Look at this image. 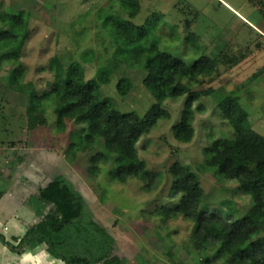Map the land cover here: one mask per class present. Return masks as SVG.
I'll return each mask as SVG.
<instances>
[{
	"label": "rangeland",
	"instance_id": "rangeland-1",
	"mask_svg": "<svg viewBox=\"0 0 264 264\" xmlns=\"http://www.w3.org/2000/svg\"><path fill=\"white\" fill-rule=\"evenodd\" d=\"M17 1L0 0V12L25 10L32 16L20 57L25 92L6 89L11 68H0V144L8 149L0 155V161L6 158V168L0 171V224L10 227L8 232L2 230L4 236L12 241L17 220L22 229L34 219L31 206H36L35 192L60 173L84 197L94 221L114 238V253L123 264H200L202 254L193 248L194 223L182 215L163 221L151 213L170 201L168 170L173 162L201 167L202 149L212 139L232 136L216 101L202 94L193 103L195 136L188 144L176 141L172 131L180 121L187 96L165 101L162 108L169 116L158 120L136 144L147 168L161 175L158 187L146 192L138 179L121 183L113 177L117 153L100 138L93 143L92 153L98 152L102 158L97 173H89L90 154L68 148L73 127L61 134L54 111L47 110L45 123L29 127L27 84L40 95L53 85L64 87L73 62L83 65L87 80L111 64L115 74L103 87L104 95L113 98L121 111L143 115L154 100L142 85L141 69L124 63L118 46L103 30L105 17L110 14L145 25L148 36L140 47L155 46L188 65L202 55L216 56V71L201 77L194 91H237L253 129L264 134V0H137L135 18L123 9L121 0ZM122 76L133 83L124 98L116 90ZM199 106H203L202 111H197ZM214 171L209 169L201 175L205 191L201 207H220L230 197L231 187L236 186L235 181L225 185L224 180L213 176ZM234 207L244 214L249 204L236 200ZM2 249V253L8 251ZM2 259L5 264H63L40 248L27 257Z\"/></svg>",
	"mask_w": 264,
	"mask_h": 264
},
{
	"label": "trees",
	"instance_id": "trees-1",
	"mask_svg": "<svg viewBox=\"0 0 264 264\" xmlns=\"http://www.w3.org/2000/svg\"><path fill=\"white\" fill-rule=\"evenodd\" d=\"M121 3L130 17L135 18L138 1L121 0ZM31 18V12L25 10L0 14V52L3 53L0 68L3 65L11 68L7 86L17 92H25L26 87L20 57L29 36ZM105 20L103 30L118 46L124 63L143 72L142 85L154 100L151 107L143 115L121 111L117 102L103 92V87L112 82L115 67L111 64L101 67L94 78L87 80L83 65L73 62L71 77L64 87L53 85L39 95L32 84H27L30 88L27 92L29 127L45 123L47 110L54 111L61 134L69 126L73 127L68 148L72 147L74 153L90 154L89 173H97V163L102 158V154L92 153L93 143L100 138L117 153L113 177L121 183L138 179L143 183L142 190L151 192L158 187L161 175L147 168L136 144L158 120L169 116L162 108L165 101L184 96L187 97L180 121L172 131L179 143L192 142L195 136L193 103L202 94L212 97L232 136L212 139L202 149L201 167L173 162L168 170L170 201L159 205L151 214L163 221L182 215L194 223L193 248L202 254L200 264H264V235H261L264 228V136L253 129L248 113L239 103L237 91L227 92L223 88L194 91L201 77L216 71L218 58L202 55L188 65L155 46L140 47L148 36L145 25L138 26L110 14ZM132 88V81L125 76L116 85L122 98ZM202 109L203 106H199L197 111ZM209 169H214L213 176L224 180L225 185L228 186L229 181L236 183L231 187L230 197L220 207H201L205 196L201 175L209 173ZM34 197L36 206H31L34 219L24 223L20 235L12 241L7 240L0 228L2 246L19 256L40 248L63 264H123V259L114 253V238L94 221L84 197L63 175L59 173L39 187ZM236 200L249 204L244 214L235 209Z\"/></svg>",
	"mask_w": 264,
	"mask_h": 264
},
{
	"label": "crops",
	"instance_id": "crops-1",
	"mask_svg": "<svg viewBox=\"0 0 264 264\" xmlns=\"http://www.w3.org/2000/svg\"><path fill=\"white\" fill-rule=\"evenodd\" d=\"M24 0H22V1H20V0H18L17 1V3L19 4L20 2L23 4L24 2H23ZM2 13H11V12H8L7 10L6 11H3V12H0V14H2ZM12 13H16V12H12ZM19 13V12H18ZM249 25H252L251 23H249ZM6 89H9L8 88V86H6ZM261 135H263L264 136V134L263 133H260ZM3 151L4 152H7L8 151V149L7 148H5V147H3V145L2 144H0V155H1V152L3 153ZM6 158H3V160L2 161H0V171H2L3 170V168H6L5 166H6V160H5ZM0 160H1V158H0ZM5 161V162H4ZM26 209V208H25ZM31 221V220H30ZM29 221V222H30ZM28 223V222H27ZM4 225H6L7 226V224H4ZM3 225V226H4ZM23 225V224H22ZM8 227V226H7ZM21 227V225H20V223L18 222V220H17V223L16 224H14V231H13V233H12V239L14 238V237H16V236H19L20 235V233H21V231H22V229L20 228ZM8 231H10V227H8V230H7V232ZM1 248H2V245L0 246ZM4 247V246H3ZM1 248H0V251H3V249L1 250ZM5 248V247H4ZM32 252H34V251H31V252H28V253H26V254H24V255H21V256H19V255H17V254H15V253H12V252H10L9 250L7 251L6 250V252H4V253H2V252H0V264H5L4 262H2V258L3 257H5V258H12V256H16L17 258L19 257V258H23V257H27V255L29 254V253H32ZM4 255V256H3ZM20 260H18V261H16V262H19ZM9 264V263H8Z\"/></svg>",
	"mask_w": 264,
	"mask_h": 264
},
{
	"label": "built area",
	"instance_id": "built-area-1",
	"mask_svg": "<svg viewBox=\"0 0 264 264\" xmlns=\"http://www.w3.org/2000/svg\"><path fill=\"white\" fill-rule=\"evenodd\" d=\"M0 228H1L4 232L8 230V227H7L6 225L2 226V225L0 224Z\"/></svg>",
	"mask_w": 264,
	"mask_h": 264
}]
</instances>
